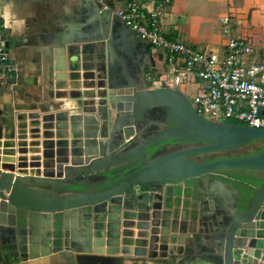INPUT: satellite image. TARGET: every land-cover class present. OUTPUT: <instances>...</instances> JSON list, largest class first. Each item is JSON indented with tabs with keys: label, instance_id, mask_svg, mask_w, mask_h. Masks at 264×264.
<instances>
[{
	"label": "crops",
	"instance_id": "1",
	"mask_svg": "<svg viewBox=\"0 0 264 264\" xmlns=\"http://www.w3.org/2000/svg\"><path fill=\"white\" fill-rule=\"evenodd\" d=\"M123 5V0H0L9 55L17 69L7 79L0 78L1 170L21 177L50 175L48 172L58 164L62 135L73 133V127L84 126L86 120H94L93 114L82 113L88 99L83 95L78 98L77 92L102 90L97 88V69L106 72L101 80L106 90L115 95L122 92L119 84L126 82L148 89H175L169 83L164 53L136 37L115 15L114 11ZM223 14L231 16L234 30L251 42L257 56L263 57L264 0H172L163 31L169 40L196 49L221 50L224 37L218 17ZM69 48L79 50L77 56L87 70L81 69L82 85L75 90L69 79ZM61 68L62 72L57 70ZM160 78L162 84L156 82ZM83 84L95 88L85 90ZM180 88L182 91L178 92L182 94H193L195 86ZM134 132L135 128L123 116L114 138L128 139ZM96 145L87 149L93 153L97 151ZM243 176L213 174L145 187L140 192L134 188L124 198L121 212L109 215L107 211L102 222L95 220L99 214H90L88 210L89 220H83L84 214H43L36 229L38 237L44 240L42 233H48L46 240L54 244L48 247V254L36 258H22L16 230L0 226V264H221L223 232L236 213L234 184H243L246 190L256 188L237 179ZM253 176L259 177L249 175ZM100 177L93 175L91 179ZM78 178L81 176L75 177ZM134 208L169 214V235L176 238L171 247L173 254L166 251L165 257L140 258L96 252L98 247L93 242L102 236L103 250L116 248L111 242H118L120 235L115 238L111 232L120 230H112L111 226L120 224L123 211ZM117 216L118 220L114 218ZM41 224L48 225V230ZM108 239L110 243H106ZM261 255L260 264H264V252Z\"/></svg>",
	"mask_w": 264,
	"mask_h": 264
},
{
	"label": "water",
	"instance_id": "2",
	"mask_svg": "<svg viewBox=\"0 0 264 264\" xmlns=\"http://www.w3.org/2000/svg\"><path fill=\"white\" fill-rule=\"evenodd\" d=\"M67 51L70 55L69 79L75 90L77 85H82L81 69L87 70L85 64L81 65L77 48ZM57 70L62 72L64 68ZM96 71L100 80L97 88L102 90H91L88 94L76 91L78 98L83 95L88 99L83 103L82 113L93 114L94 120H86L83 128L73 127V133L62 135L64 141L59 144L62 150L58 154V164L48 172L50 175L21 177L0 169V226L16 230L22 258L44 256L49 253L48 247L54 244L46 240L48 233L40 234L44 240L38 237L36 229L43 214L61 213L66 217L84 214L83 220H89L90 214H99L95 220L102 222L107 211L109 215L121 212L124 198L132 188L140 185L151 187L173 181L186 182L232 170L264 172V149L245 157L206 162L191 159L194 155L237 149L264 140V129L208 121L195 113L182 93L168 87L148 89L145 85L126 82L119 84L122 92L115 95L106 90V84L101 80L106 77V72ZM83 85L85 90L95 88ZM152 108L166 109L174 126L143 138L141 132L147 127L141 124L146 122ZM123 116L128 118L135 132L128 139L116 141L117 125ZM167 141L198 145L153 158L158 147ZM95 144L98 148L92 153L87 147ZM151 148L156 150L149 155ZM68 162L70 164L64 166ZM107 174L109 177L105 179H91L93 175ZM77 176L81 178L75 179ZM74 188L81 190H69ZM235 212L223 232L221 264H260L264 252V181L252 191L241 209L235 206ZM168 215L137 208L123 211L121 220L114 217L120 224L111 226L112 230H120L111 232L115 238L120 235L118 242H111L116 248L103 250L102 236L93 242L98 247L96 252L140 258L165 257L166 251L173 254L175 250L173 252L171 247L176 238L169 235ZM41 227L48 230L49 226L41 224ZM94 228L103 229L101 226Z\"/></svg>",
	"mask_w": 264,
	"mask_h": 264
},
{
	"label": "built area",
	"instance_id": "3",
	"mask_svg": "<svg viewBox=\"0 0 264 264\" xmlns=\"http://www.w3.org/2000/svg\"><path fill=\"white\" fill-rule=\"evenodd\" d=\"M171 3L123 0L124 5L114 13L136 37L164 53L173 87L195 86L189 102L198 116L216 123L237 122L264 129V56H257L251 42L234 30L228 14L218 17L224 37L221 50H201L169 40L163 21ZM16 71L0 18V78L7 79ZM156 82L162 84L163 80Z\"/></svg>",
	"mask_w": 264,
	"mask_h": 264
},
{
	"label": "rangeland",
	"instance_id": "4",
	"mask_svg": "<svg viewBox=\"0 0 264 264\" xmlns=\"http://www.w3.org/2000/svg\"><path fill=\"white\" fill-rule=\"evenodd\" d=\"M172 87V86H171ZM177 91H182L180 87H174ZM192 93H187L186 98L188 101H190V96ZM147 117L151 120V124H147V131L141 132V137H151L155 134H157L159 131H161L164 128V125L166 123V118H167V110L164 108H152L148 111ZM140 127V126H139ZM136 142V141H135ZM133 142L132 144H134ZM198 144H190V143H179V144H174L167 146L165 148L160 149L155 153L154 157H159L163 156L167 153L183 149V148H188V147H193ZM264 145V141H260L257 143H251L249 145H246L241 148L237 149H232V150H227V151H222V152H215V153H205V154H200V155H194L191 157V159L196 160V161H212L220 158H228V157H238L246 154H250L251 152L257 150L260 146ZM238 174V175H252L255 174L256 176H261L260 178H264V173H251L250 171L247 170H232V171H223V172H218V174ZM136 188L135 192H140L141 188L145 187H134ZM132 188V191L133 189ZM150 188V187H149ZM154 188V187H153ZM131 191V190H130ZM129 191V194H130ZM116 264H118L116 262Z\"/></svg>",
	"mask_w": 264,
	"mask_h": 264
},
{
	"label": "flooded vegetation",
	"instance_id": "5",
	"mask_svg": "<svg viewBox=\"0 0 264 264\" xmlns=\"http://www.w3.org/2000/svg\"><path fill=\"white\" fill-rule=\"evenodd\" d=\"M151 120L148 118V117H146V122L144 123V124H141L142 126H146L145 124H151V122H150ZM140 125V124H139ZM174 126V124H172L170 121H169V119H168V116H167V118H166V123H165V125H164V128L163 129H167V128H170V127H173ZM147 127V126H146ZM146 131H147V129H146ZM145 132V131H144ZM170 145H174L171 141H167V142H165V143H163L162 145H160L159 147H158V149H157V151H159L160 149H162V148H165V147H167V146H170ZM249 145V144H248ZM246 146V145H245ZM263 146V145H262ZM262 146H260L257 150H255V151H253V152H251L250 154H246V155H242V156H238V157H245V156H249V155H252V154H255V153H257V152H259L258 150L262 147ZM244 147V146H243ZM241 148V147H240ZM157 151H155V152H157ZM228 158H237V157H228ZM220 159H222V158H220ZM216 160H218V159H216ZM213 161V160H212ZM203 162H206V161H203ZM256 172V171H255ZM258 172H263V171H258ZM243 176V175H242ZM246 176V175H245ZM107 177H109V175L107 174V175H102L101 177H100V179H105V178H107ZM246 177H249V175H247ZM254 177V176H253ZM254 178H256V177H254ZM99 179V180H100ZM234 180V178H231L230 180ZM256 179H264V178H260V177H258V178H256ZM234 184V183H233ZM251 185V184H250ZM234 186L235 187H237V189H235L236 190V192H237V194H236V196H235V198H234V205L237 207V209L239 208V209H241V207L244 205V200H245V198H246V196L248 195V193H247V190L246 189H242V188H239V186L238 185H236V184H234ZM69 190H81V188H74V189H69ZM237 205H239V206H237Z\"/></svg>",
	"mask_w": 264,
	"mask_h": 264
},
{
	"label": "trees",
	"instance_id": "6",
	"mask_svg": "<svg viewBox=\"0 0 264 264\" xmlns=\"http://www.w3.org/2000/svg\"><path fill=\"white\" fill-rule=\"evenodd\" d=\"M228 123L238 124L237 122H228ZM260 141H264V140H257V141H255L253 143H257V142H260ZM262 149H264V145L258 151H261ZM155 150H156L155 148H151L149 150V155L152 154V152L155 151ZM237 179L240 180L242 183H244V182L245 183H249V184L253 185L254 187H258L259 184L262 181H264V179H256L254 177H244V176L243 177H238ZM140 186L141 187H149L150 185L149 184H144V185H140ZM238 186H239V188L246 189V186H243V184L242 185H238ZM247 193H248V195H247V197H248V196L251 195L252 190H247Z\"/></svg>",
	"mask_w": 264,
	"mask_h": 264
}]
</instances>
